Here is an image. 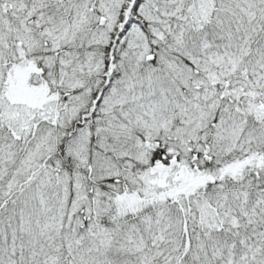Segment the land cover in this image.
<instances>
[{
  "label": "snow or ice",
  "instance_id": "6c2138e0",
  "mask_svg": "<svg viewBox=\"0 0 264 264\" xmlns=\"http://www.w3.org/2000/svg\"><path fill=\"white\" fill-rule=\"evenodd\" d=\"M0 264H264V0H0Z\"/></svg>",
  "mask_w": 264,
  "mask_h": 264
}]
</instances>
